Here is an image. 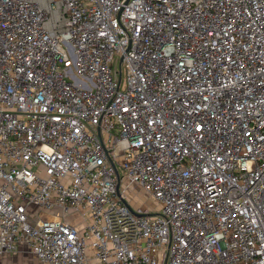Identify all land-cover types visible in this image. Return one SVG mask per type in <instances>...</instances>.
I'll return each instance as SVG.
<instances>
[{
  "label": "built area",
  "instance_id": "obj_1",
  "mask_svg": "<svg viewBox=\"0 0 264 264\" xmlns=\"http://www.w3.org/2000/svg\"><path fill=\"white\" fill-rule=\"evenodd\" d=\"M21 250L264 264V0H0V256Z\"/></svg>",
  "mask_w": 264,
  "mask_h": 264
},
{
  "label": "rangeland",
  "instance_id": "obj_2",
  "mask_svg": "<svg viewBox=\"0 0 264 264\" xmlns=\"http://www.w3.org/2000/svg\"><path fill=\"white\" fill-rule=\"evenodd\" d=\"M126 87V80H125V67L122 63L121 65V84L120 88L121 90H124ZM117 169L119 171L120 175H123V169L122 167L117 164ZM129 193L131 197V204L133 206H144L147 208H157V205L154 201H151V198H148L147 195L136 185H132L129 188Z\"/></svg>",
  "mask_w": 264,
  "mask_h": 264
},
{
  "label": "crops",
  "instance_id": "obj_3",
  "mask_svg": "<svg viewBox=\"0 0 264 264\" xmlns=\"http://www.w3.org/2000/svg\"><path fill=\"white\" fill-rule=\"evenodd\" d=\"M0 264H41L25 250L13 255L0 256Z\"/></svg>",
  "mask_w": 264,
  "mask_h": 264
},
{
  "label": "water",
  "instance_id": "obj_4",
  "mask_svg": "<svg viewBox=\"0 0 264 264\" xmlns=\"http://www.w3.org/2000/svg\"><path fill=\"white\" fill-rule=\"evenodd\" d=\"M116 174H117V171H116Z\"/></svg>",
  "mask_w": 264,
  "mask_h": 264
}]
</instances>
